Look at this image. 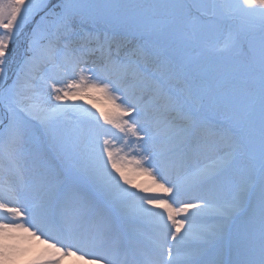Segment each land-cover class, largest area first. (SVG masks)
<instances>
[{
  "label": "snow or ice",
  "instance_id": "1",
  "mask_svg": "<svg viewBox=\"0 0 264 264\" xmlns=\"http://www.w3.org/2000/svg\"><path fill=\"white\" fill-rule=\"evenodd\" d=\"M68 257L264 264V0H0V264Z\"/></svg>",
  "mask_w": 264,
  "mask_h": 264
},
{
  "label": "bare ground",
  "instance_id": "2",
  "mask_svg": "<svg viewBox=\"0 0 264 264\" xmlns=\"http://www.w3.org/2000/svg\"><path fill=\"white\" fill-rule=\"evenodd\" d=\"M146 180L149 182L147 177ZM62 264H81V262L77 261L74 257H68L63 260Z\"/></svg>",
  "mask_w": 264,
  "mask_h": 264
},
{
  "label": "rangeland",
  "instance_id": "3",
  "mask_svg": "<svg viewBox=\"0 0 264 264\" xmlns=\"http://www.w3.org/2000/svg\"><path fill=\"white\" fill-rule=\"evenodd\" d=\"M79 103H83L82 101H79ZM85 107H91L90 105H85ZM137 183H143L145 186L148 184L147 180H146V177H139L137 180H136ZM159 195H163L162 193H159Z\"/></svg>",
  "mask_w": 264,
  "mask_h": 264
}]
</instances>
